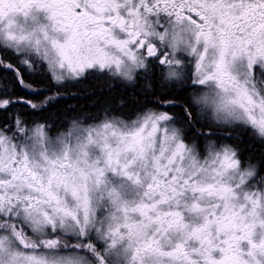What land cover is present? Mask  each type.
<instances>
[{
	"label": "snow or ice",
	"instance_id": "snow-or-ice-1",
	"mask_svg": "<svg viewBox=\"0 0 264 264\" xmlns=\"http://www.w3.org/2000/svg\"><path fill=\"white\" fill-rule=\"evenodd\" d=\"M0 264H264V0H0Z\"/></svg>",
	"mask_w": 264,
	"mask_h": 264
},
{
	"label": "trees",
	"instance_id": "trees-1",
	"mask_svg": "<svg viewBox=\"0 0 264 264\" xmlns=\"http://www.w3.org/2000/svg\"><path fill=\"white\" fill-rule=\"evenodd\" d=\"M87 87L89 89H96L97 88V82L89 80L85 81L83 85H75V86H69L67 89L68 92H81L83 93V89ZM19 91V90H18ZM123 93V89L120 86H117L112 93H101L99 91L95 92V95H77L75 97L69 96L66 100H61L59 104L57 105V110L63 111L66 106L68 105H75L77 109H82L85 112H95L97 108L99 107V103H97L95 106H93V101L103 102L105 98L112 97L115 98ZM19 94L23 95V92H20ZM247 139V138H246Z\"/></svg>",
	"mask_w": 264,
	"mask_h": 264
}]
</instances>
